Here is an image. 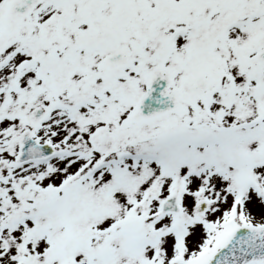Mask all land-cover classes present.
I'll list each match as a JSON object with an SVG mask.
<instances>
[{
  "label": "snow or ice",
  "instance_id": "obj_1",
  "mask_svg": "<svg viewBox=\"0 0 264 264\" xmlns=\"http://www.w3.org/2000/svg\"><path fill=\"white\" fill-rule=\"evenodd\" d=\"M0 264H264V0H0Z\"/></svg>",
  "mask_w": 264,
  "mask_h": 264
}]
</instances>
